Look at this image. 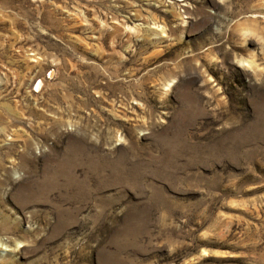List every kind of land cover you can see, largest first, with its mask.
<instances>
[{"label": "rangeland", "instance_id": "obj_1", "mask_svg": "<svg viewBox=\"0 0 264 264\" xmlns=\"http://www.w3.org/2000/svg\"><path fill=\"white\" fill-rule=\"evenodd\" d=\"M0 264H264V0H0Z\"/></svg>", "mask_w": 264, "mask_h": 264}]
</instances>
